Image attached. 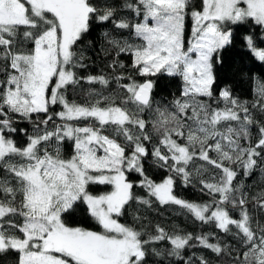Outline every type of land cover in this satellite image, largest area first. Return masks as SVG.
Masks as SVG:
<instances>
[{
	"label": "snow or ice",
	"instance_id": "obj_1",
	"mask_svg": "<svg viewBox=\"0 0 264 264\" xmlns=\"http://www.w3.org/2000/svg\"><path fill=\"white\" fill-rule=\"evenodd\" d=\"M238 38L264 64V0H0V264H264V71L222 77Z\"/></svg>",
	"mask_w": 264,
	"mask_h": 264
},
{
	"label": "trees",
	"instance_id": "obj_2",
	"mask_svg": "<svg viewBox=\"0 0 264 264\" xmlns=\"http://www.w3.org/2000/svg\"><path fill=\"white\" fill-rule=\"evenodd\" d=\"M104 68L103 64L97 62V64L91 69L92 72H98ZM249 70H253L256 74H259L261 71H264V64L257 62L254 58L248 53L244 42L242 39H237L233 48L228 50L225 54V63L221 69L222 77L227 80L237 82V87L241 90L247 88V84H239L238 82L246 79L249 74ZM168 83L166 80H162L158 83V91L167 93ZM138 193L140 190H137ZM188 198H195V194L190 192L183 193ZM160 212L163 215H156L153 213H148L149 218L153 223L159 222L165 227H175L179 226L180 228L186 229L188 231H199L197 226L193 225L191 222L186 221L182 216H176L170 210L160 209ZM206 255H210L205 253ZM213 264L215 261L213 260Z\"/></svg>",
	"mask_w": 264,
	"mask_h": 264
}]
</instances>
